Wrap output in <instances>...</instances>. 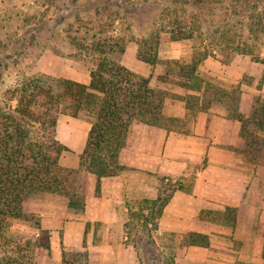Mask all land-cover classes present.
<instances>
[{"label":"rangeland","instance_id":"374dc122","mask_svg":"<svg viewBox=\"0 0 264 264\" xmlns=\"http://www.w3.org/2000/svg\"><path fill=\"white\" fill-rule=\"evenodd\" d=\"M175 18L198 25L195 36L173 39L165 30L172 28L171 20ZM159 31V61L151 65L138 58L139 40H151L152 33ZM101 48L107 51L105 55L109 59L149 76L153 86L179 95L184 94V89L177 83L180 80L178 63L191 62L194 55L208 52L198 68L203 76L228 87L240 83L245 109L258 96L264 99V80L260 82L263 74L260 58L264 57V0H0V104L7 100L9 87L37 73L89 83L91 70L104 55ZM121 48H124L122 52ZM181 103L182 100L169 95L165 112L183 115ZM216 108H211L210 115L219 114ZM90 126V118L85 113L74 116L67 107L59 109L55 137L68 146L60 156L61 164L71 166L78 161L82 136ZM190 132L179 133L186 136L192 134ZM70 134L73 135L72 145ZM185 144L182 142V146ZM87 173L81 175L84 191L88 185ZM155 175L158 179L162 175L169 176L160 172ZM176 178L178 176L171 177L173 181ZM50 195L58 196L52 202L57 213L64 220L68 217L61 212L63 204L69 212L66 197L37 195L25 201L24 209L38 214L41 225L38 209ZM143 197H125L123 204L127 209L117 210L115 218L110 211L108 221H90L84 237L85 247L83 240L78 247L61 244V250L85 248L88 264H264V258L258 255L260 242L256 240L263 238L264 220L259 217L263 212L237 210L235 229L210 220H195L192 226L208 231L210 245H183L181 235L191 230L172 229V220L180 213L174 208H170L167 217L159 218L158 229L146 228L139 218L131 215L139 211ZM47 202L45 205L49 207ZM184 214L194 218L197 212L190 210ZM57 223L54 222V227ZM38 235L31 221L11 220V225L0 236V256L13 260L8 264H62V252L59 261L52 259L51 243L50 252L35 244ZM74 264H78L77 261Z\"/></svg>","mask_w":264,"mask_h":264},{"label":"trees","instance_id":"16d2710c","mask_svg":"<svg viewBox=\"0 0 264 264\" xmlns=\"http://www.w3.org/2000/svg\"><path fill=\"white\" fill-rule=\"evenodd\" d=\"M178 19L171 20L172 28L165 31H169L173 39L194 37L198 25ZM159 35L160 31L152 33L151 40H139L140 60L151 65L158 63ZM100 51L104 55L91 70L89 83L37 73L17 81L6 90L8 98L0 104V236L11 225V220H28L39 231L35 244L46 247L50 252V231L42 227L38 214L25 211V201L41 194L64 196L67 210L82 216L86 205L82 173L95 175V193L99 195L102 178L130 169L120 162L119 155L135 124L187 134L201 112H209L213 107L222 108L226 118L240 122V143L231 148L239 152L247 163L264 166V99L258 96L245 109L240 83L228 87L221 81L214 82L203 76L198 68L208 52L194 55L191 62L178 63L180 80L177 83L184 89V94L179 95L153 86L149 76L109 59L104 48ZM260 61L263 64L261 82L264 80V57ZM169 95L184 102V115L165 112V101ZM61 107L70 109L74 116L83 112L90 118L91 126L76 166L60 162L62 152L68 149L55 137L57 113ZM194 181L193 173L175 181L170 176H160L158 195L155 198L143 197L139 201V211L131 215L139 218L146 228L158 229L159 218L174 192H191ZM199 218L235 229L237 208L202 209ZM90 225L91 222L86 221L85 234ZM262 236L261 255L264 258V233ZM181 243L207 247L210 236L191 230L181 235ZM76 261L88 264L85 248L62 249V264H74ZM11 262L12 259L0 256V264Z\"/></svg>","mask_w":264,"mask_h":264},{"label":"crops","instance_id":"0c3cea01","mask_svg":"<svg viewBox=\"0 0 264 264\" xmlns=\"http://www.w3.org/2000/svg\"><path fill=\"white\" fill-rule=\"evenodd\" d=\"M261 70L258 71L259 76ZM182 103L181 114L184 115ZM210 110L198 115L190 129L192 134L186 136L153 125L135 124L127 144L119 155L120 162L131 169L102 178L99 195L95 193V175L87 173L86 205L82 217L72 216L63 204L61 212L68 216L64 220L52 203L53 198L58 196L50 195V198L46 199L49 207L42 202V207L38 210L42 216L43 227L50 228L52 259L60 260L61 244L76 247L82 245L86 221H108L110 211L115 218L117 210L127 209L123 204L125 197L144 195L155 198L159 186V179L155 175L157 172L171 177H187L191 173L195 175L192 191H175L164 208L163 218L167 217L170 208L180 212L172 220V229L208 232L192 225L195 220L200 221V210L215 207L223 209L232 206L238 211L241 209L260 211L263 214L260 213L259 217L264 220V166L247 163L239 152L231 148L240 143V122L226 118L222 108H216L219 114L210 115ZM215 130L216 135L213 134ZM87 134L88 129L82 136L80 151L83 149ZM72 140L73 135L70 134L71 145ZM182 142L186 144L182 146ZM77 164L78 161L71 166ZM189 164L192 166L191 169L188 167ZM190 210L197 212L194 218L184 214ZM47 214L51 216L48 218ZM56 221L57 227L60 224L59 229L54 227ZM55 231L59 233L57 236L54 234ZM256 240L260 245L263 244V238ZM259 244L260 257L262 245L260 250Z\"/></svg>","mask_w":264,"mask_h":264}]
</instances>
